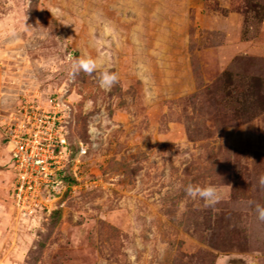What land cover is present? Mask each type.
<instances>
[{
  "label": "rangeland",
  "instance_id": "1",
  "mask_svg": "<svg viewBox=\"0 0 264 264\" xmlns=\"http://www.w3.org/2000/svg\"><path fill=\"white\" fill-rule=\"evenodd\" d=\"M50 100L75 182L23 208L7 137ZM261 174L264 0H0V264H264Z\"/></svg>",
  "mask_w": 264,
  "mask_h": 264
},
{
  "label": "built area",
  "instance_id": "2",
  "mask_svg": "<svg viewBox=\"0 0 264 264\" xmlns=\"http://www.w3.org/2000/svg\"><path fill=\"white\" fill-rule=\"evenodd\" d=\"M48 105L50 108L38 106L37 113L28 119V122H32L30 126L13 130L7 137L16 170L13 196L23 208L41 186L53 187L61 183L58 173L64 170L70 159L64 116L57 101L54 103V100H50ZM31 201H37V196ZM34 205L39 206L38 203Z\"/></svg>",
  "mask_w": 264,
  "mask_h": 264
},
{
  "label": "clouds",
  "instance_id": "3",
  "mask_svg": "<svg viewBox=\"0 0 264 264\" xmlns=\"http://www.w3.org/2000/svg\"><path fill=\"white\" fill-rule=\"evenodd\" d=\"M80 72L86 75H96L101 88L105 90H111L119 82V76L116 72L110 71L107 68H103L98 64L97 60L91 56H81L76 58L72 62V75H77ZM258 187L261 192H264V174H261L257 181ZM186 197L192 199L199 198L203 201L204 208L215 209V206L223 199V191L221 188L211 183L201 186L199 184L193 185L189 183L184 189ZM249 205H255V212L257 219L264 222V205L255 203L253 201L248 202ZM180 211L183 212L184 203L181 202Z\"/></svg>",
  "mask_w": 264,
  "mask_h": 264
},
{
  "label": "trees",
  "instance_id": "4",
  "mask_svg": "<svg viewBox=\"0 0 264 264\" xmlns=\"http://www.w3.org/2000/svg\"><path fill=\"white\" fill-rule=\"evenodd\" d=\"M71 163V162H70ZM69 166H70V164H69ZM67 169H69V167L68 168H66V169H64V170H62V171H60L59 173H58V179L61 181V182H69V183H74L75 182V179L72 177V173H70V174H67Z\"/></svg>",
  "mask_w": 264,
  "mask_h": 264
}]
</instances>
